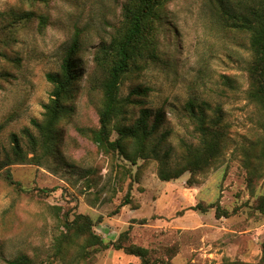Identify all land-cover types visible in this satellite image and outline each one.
I'll return each mask as SVG.
<instances>
[{"label":"rangeland","instance_id":"obj_1","mask_svg":"<svg viewBox=\"0 0 264 264\" xmlns=\"http://www.w3.org/2000/svg\"><path fill=\"white\" fill-rule=\"evenodd\" d=\"M123 1L50 0L35 5L0 0V26L12 21L9 15L20 18L35 12L47 18L43 31L37 18L22 22L9 45L0 46V264H10L23 254L38 264H142L112 247L93 250L86 260L79 259L75 248L64 260L56 257L54 240L64 231L67 214L70 220L75 214L91 216L95 233L105 243L117 242L127 232L126 244L148 249L152 261L259 263L264 213L257 206L264 196V178L256 180L252 190L248 188L243 149L264 139L260 126L264 115L247 99L252 61L247 36L239 33L238 46L219 15L222 7L235 8L240 0L167 3L154 39L158 59L141 53L137 58L141 70L130 74L120 87L121 99L138 104L127 105L112 125L133 124L142 108L163 113L154 141L164 136L160 158L170 168L181 163L185 145L199 143L187 103L207 101L222 107L229 129L217 165L170 182L159 177L161 160H139L133 166L117 152H101L92 141V132L100 127L102 103L99 83L93 79V58L97 47L109 42L120 27ZM77 31L82 77L65 102L69 114L57 125L63 145L54 137L58 152L45 156L36 123L44 122V105L54 89L47 75L60 71ZM222 74L235 80L236 90L222 85ZM139 87L147 90L146 95L131 96ZM14 136L21 153L15 150ZM116 138L114 131L112 139ZM7 170L21 189L5 181ZM128 194L130 204L119 208ZM217 202L230 217L219 219L213 209L207 213L191 209Z\"/></svg>","mask_w":264,"mask_h":264},{"label":"trees","instance_id":"obj_2","mask_svg":"<svg viewBox=\"0 0 264 264\" xmlns=\"http://www.w3.org/2000/svg\"><path fill=\"white\" fill-rule=\"evenodd\" d=\"M35 5L39 3L48 4L50 0H20ZM172 0H124L121 4L120 27L116 29L109 42H102L96 50L93 58L94 81L99 83L102 103L99 110L100 127L92 132V141L98 149L105 153H119L131 165H137L139 160L159 159V177L164 182L179 179L185 173L193 175L204 173L217 165L223 156L228 139V125L224 121L223 109L220 105L212 106L210 102L202 101L196 103L190 100L187 103V111L195 125V131L199 137L197 146L185 145L184 156L181 163L170 168L164 163L161 155V143L164 136L158 142L154 141L157 129L162 123L163 113L156 114L149 108H142L140 116L131 125L113 126L112 122L124 113L129 104H138L135 100H123L120 97V87L123 81L132 73L139 72L141 67L137 64V58L145 52L150 59H158L155 50V35L165 16L164 7ZM220 19L225 31L234 35L235 42L239 46V33L247 36L249 49L252 52V61L248 67L249 90L247 99L255 104L264 115V0H240L235 8H224L220 12ZM7 25L0 26V46L7 47L11 36L22 22H30L34 18L39 20L40 31L47 26V18L37 15L35 12L21 16L12 17ZM8 36V38H7ZM80 32H76L69 49L66 50L60 71L48 74L47 79L52 83L54 89L50 100L44 105V122L36 123L44 138V155L53 157L58 148L54 143V137L59 140L60 147L63 145L61 129L58 123L69 114L65 106L66 100L73 94L74 87L78 84L82 74L79 71L80 62L78 51L81 49ZM5 51V50H4ZM177 64H171L175 68ZM222 85L236 90L235 80L224 74L220 75ZM147 90L135 89L131 96L146 95ZM210 112V113H209ZM153 122L151 123V119ZM264 132V119L260 123ZM117 138L112 139L113 132ZM15 150L21 153V148L16 136L13 137ZM259 148V153L256 152ZM167 155V154H166ZM244 165L248 171V188L253 189L256 180L264 178V139L253 142L249 149H243ZM256 159L257 163H253ZM5 181L10 186L21 189L10 170L5 172ZM190 187L193 186L188 181ZM48 192V190H43ZM129 194L121 203L119 208L130 204ZM195 211L207 213L210 209L215 210L217 218L230 217L228 210L223 209L219 202L203 206L198 204L191 208ZM257 209L264 213V196L259 200ZM67 214L62 221L64 231L55 237V256L65 259L71 249L75 248L79 259L86 260L90 253L101 252L112 247L116 251L123 252L128 256L138 258L142 264H172L152 261L150 251L134 244L127 245L128 233L120 235L117 242L105 243L103 238L95 233L96 221L86 214H75L70 220ZM10 264H38L28 255L9 261ZM237 264V263H229ZM264 264L263 256L259 263Z\"/></svg>","mask_w":264,"mask_h":264}]
</instances>
